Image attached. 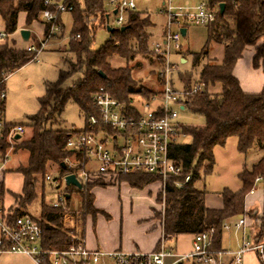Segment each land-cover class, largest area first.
I'll return each mask as SVG.
<instances>
[{
	"label": "trees",
	"instance_id": "obj_1",
	"mask_svg": "<svg viewBox=\"0 0 264 264\" xmlns=\"http://www.w3.org/2000/svg\"><path fill=\"white\" fill-rule=\"evenodd\" d=\"M45 0H0V17L5 26V32L13 34L18 30L20 12L26 13V24L39 19L40 13L46 8ZM73 5L71 11L74 16V38L70 42L68 52L74 59L65 58L67 68L60 73L58 82H49L46 94L40 98V109L31 117L33 134L24 141L18 142L19 147L26 151L27 159L24 164L16 168L24 178L21 206H28L38 196L37 185L40 179L45 180L48 169L56 165L61 177L74 172L79 167L66 168L62 166L67 158L83 161L80 153L66 148V142L71 131L54 129L48 124L53 122L56 113L61 111L68 101H73L85 113V122L94 113L92 94L100 87L106 86L109 92L120 102L130 105L131 97L139 94L145 97L154 92L143 85L134 83L131 69L114 67L111 58L118 56L132 60L135 53L148 54L163 59L162 55H155L149 49V28L153 25L147 14L126 9L128 16L120 27L109 32V39L98 49H93L97 22L106 27V16L110 14L104 7L103 0H65ZM211 4H225L221 8L216 20L209 24L208 42L217 41L225 46V57L222 63L214 60L205 62L200 71V80L205 83L202 91L191 94L186 99V107L193 113L201 115L205 124L198 127L181 125V134L191 136L190 143H175L171 149L173 157L183 169V178L190 174V181L182 187H177L174 178L166 182L164 192V213L154 216L161 220L166 241L181 234H197L214 229L212 248L222 251L224 224L245 213L246 196L254 190L257 179L264 182V153L251 169L245 168L239 175L242 186L239 190L225 189L222 192V207L212 208L206 204V191L196 185L202 174L212 170L214 163L213 149L223 145L227 138H238V149L247 153L257 147L264 150V88L259 93H248L243 90L239 80L234 75L237 61L243 56L248 46H255L256 53L253 60L255 67L262 66L264 70V0H241L233 3L230 0H211ZM54 9L53 6L50 7ZM144 15V16H142ZM125 26L124 29L121 27ZM49 25H46V32ZM80 35L79 37H76ZM0 44V80L7 77L33 60L34 53L25 48H18L14 40L6 37ZM207 56V51L195 54L193 65L197 66ZM100 71L105 74L103 77ZM80 78L71 87L62 88L63 82L73 75ZM186 88L194 83L191 75L181 76ZM219 86L216 92L213 87ZM148 97V98H149ZM4 111L5 102L0 103ZM0 148L2 154L6 147L3 140ZM124 180L130 187L144 188L158 181V177L150 173H130L119 175L115 179ZM102 179L82 183L79 189L68 185L65 207H53L45 202L41 205V215L36 218L43 228L42 246L46 249L64 250L77 243L75 233L64 228L63 219L67 208L70 210L71 191L76 190L82 202L84 218H93L100 212L94 205L95 195L92 188L101 186ZM4 186L0 182V195ZM24 211L15 209L16 214ZM109 218V215H107ZM257 238H264L263 229H259Z\"/></svg>",
	"mask_w": 264,
	"mask_h": 264
},
{
	"label": "rangeland",
	"instance_id": "obj_2",
	"mask_svg": "<svg viewBox=\"0 0 264 264\" xmlns=\"http://www.w3.org/2000/svg\"><path fill=\"white\" fill-rule=\"evenodd\" d=\"M64 3L65 0H58ZM106 11L110 14V26L120 27L116 24V18L119 14H113L115 5L109 0H103ZM169 1L177 12L178 7H194L202 0H135V11L150 16L152 26L149 28L150 39L149 49H153L154 44H162L166 39L165 32L172 34L180 33L179 44L181 49H177L175 43L172 42L169 47V61L176 65L173 71V82L176 89L182 90L185 84L181 80V76L191 75L193 83L200 80V71L205 62L214 60L222 63L225 57V46L217 41L208 42L209 27L196 24H185L181 19L168 26L169 17L166 12H162L164 5L168 6ZM122 15L127 18L128 11H123ZM144 16V15H142ZM39 16L38 21L26 24V14L22 13L19 22L18 33L15 34L16 42L19 46L27 47L28 42L38 43L40 39L47 36L44 32V24ZM58 23L60 30L52 37L45 49L39 53L37 59L30 61L20 69L11 73L5 82L7 97L5 99L4 119L12 125H23L24 133L18 142L29 139L33 134L31 117L38 113L40 109V98L46 94L47 84L49 82H58L62 70H66L67 64L65 58L74 59L73 55L68 52L70 42L74 36V16L71 11H63L59 15ZM97 30L95 39L92 44L93 49L100 48L110 37L105 26L99 25L97 22ZM186 25V35L181 34V27ZM29 29L31 31V40L26 42L21 39L20 31ZM0 30L5 31L4 23L0 17ZM58 31V30H57ZM264 40L257 43L260 46ZM255 46H248L243 56L237 61L236 69L240 78L248 82L256 79V75L249 74L250 60L253 63L256 51ZM207 51V56L201 60L197 66L193 65V57L195 54ZM181 58L186 61H182ZM114 67H125L127 64L131 69L134 83L143 85L153 92L159 91L161 88V71L164 65V59L155 58L148 54L135 53L132 60H127L115 56L111 58ZM248 64V68H247ZM261 65L256 67L260 68ZM235 69V68H234ZM235 72V70H234ZM235 75V73H234ZM236 76V75H235ZM237 77V76H236ZM80 78L79 74L67 78L62 88L71 87L72 84ZM238 79V78H237ZM241 79V80H242ZM219 86L213 87L211 91L216 92ZM148 97L143 95H133L131 97L130 106L143 111L144 107L150 103ZM157 102H151V107L155 108ZM178 121L186 127H198L205 124V119L201 115L191 112L188 108L179 111ZM85 113L73 101H68L63 109L56 113L53 122L48 125L54 129H62L71 132H78L85 128ZM17 140H6V147L3 154H0V174L4 177L5 186L11 190L19 191L23 187L21 175L15 170L24 164L27 159V153L16 144ZM180 143H190L192 138L190 135L182 134L179 136ZM214 163L212 170L207 174H202L200 181L196 185L202 187L206 191V199L209 206L222 205V192L225 189L237 191L241 188L240 173L245 169H251L262 157L264 150L257 147L243 153L238 149V138L230 136L223 145H217L213 149ZM4 154L6 159H1ZM73 161V160H71ZM94 169L96 167L94 166ZM47 173L53 178L60 177L56 165H52ZM126 182L120 178L103 182L101 186L92 188L95 195L94 205L100 208L98 213V236L107 241L122 239L124 241L140 237V227L146 224L145 215L152 212L164 213L165 209V192L158 181L138 189L126 186ZM68 185L62 182L60 191H66ZM71 191L70 210L67 208L66 216L63 219V226L75 233L76 236H83V227L85 218L82 214V202L79 193L73 188ZM37 198L30 204L28 208L21 206V199L15 197L13 208L23 211L24 207L30 214L35 217L41 215V205L43 202L52 204L58 201L59 192L53 185L46 180L39 178L37 185ZM1 204V202H0ZM245 213L228 220L229 229L224 228L222 246L226 253L222 259L229 262L232 259V252L237 251L243 242L244 235L258 233L259 229L264 231V182H256L253 193H249L245 199ZM105 212V213H104ZM107 213V214H106ZM107 215L110 216L108 224L101 221ZM87 217V216H86ZM102 217V218H101ZM112 217V218H111ZM246 219V226L237 228L235 225L239 219ZM112 219V222L110 221ZM92 216H89L86 222V236H91L93 228ZM110 224V226H109ZM245 228V229H244ZM142 231V230H141ZM244 231V232H243ZM85 238V236L83 237ZM82 238V239H83ZM166 240V238H165ZM261 240H264L262 238ZM182 247L189 249L190 242L186 238L182 242ZM244 264H258L256 253H246L244 256Z\"/></svg>",
	"mask_w": 264,
	"mask_h": 264
},
{
	"label": "built area",
	"instance_id": "obj_3",
	"mask_svg": "<svg viewBox=\"0 0 264 264\" xmlns=\"http://www.w3.org/2000/svg\"><path fill=\"white\" fill-rule=\"evenodd\" d=\"M109 1L115 5L117 14L119 13L116 18V24L119 26L125 22L122 12L136 8L135 0ZM210 1L202 0L194 7H178L177 12H174L169 1V5H164L162 12H166L169 17L168 26L174 22L178 23L180 19L186 25L208 26L216 20L220 8L219 4H211ZM230 1L239 3L241 0ZM44 3L46 8L40 13V18L49 25V29L47 36L38 43L28 42L26 49L35 54L33 60L37 59L48 41L59 32L60 13L73 10V5L60 3L58 0H45ZM51 6L54 9H51ZM165 36L164 42L154 44L152 49L155 55H162L164 59V65L159 71L161 88L148 98L150 103L143 111L120 102L106 86H100L92 94L94 113L88 116L85 128L69 134L66 148L82 154L84 158L82 162L67 158L65 163L70 167H79L72 173L81 183L99 179L108 182L119 175L137 172L156 175L163 189L169 178H174L177 187H182L190 181V174L183 178L182 166L173 157L171 149L182 135V124L178 121L179 111L187 108V97L202 91L205 83L197 81L190 88H175L172 76L176 65L169 61V47L174 42L176 48L181 49V36L180 33L172 34L170 31L165 32ZM6 37L8 34L0 31V40ZM6 97L5 79H2L0 103L5 102ZM151 102H157L155 108L151 107ZM22 133L23 125L7 123L0 107V148L3 140H13L17 134ZM0 154L2 155L1 150ZM66 175L53 178L47 173L45 176V180L59 192L58 201L51 204L53 207H65L66 191L60 189ZM246 223V219L242 218L235 226L241 228L246 226ZM224 228H230L228 222H225ZM213 232L214 229H210L194 234L191 250L184 253L168 248L164 236L159 247L151 252L89 249L80 239L68 249L53 250L42 246L43 228L36 217L29 213L15 215L14 210L0 206V254H24L31 257L36 264H244V256L249 252L256 253L258 264H264V240L258 239L257 233L244 235L241 247L232 252V259L226 262L222 259L226 251L212 248Z\"/></svg>",
	"mask_w": 264,
	"mask_h": 264
},
{
	"label": "crops",
	"instance_id": "obj_4",
	"mask_svg": "<svg viewBox=\"0 0 264 264\" xmlns=\"http://www.w3.org/2000/svg\"><path fill=\"white\" fill-rule=\"evenodd\" d=\"M22 13L26 14L25 12H20L19 13L18 30L20 28L19 22H20V17H21ZM40 22H42L44 24V26H45L44 27V32H46L45 31L46 30V24L42 20ZM4 28H5V26H4ZM18 30L15 33H13V34H9L8 35L10 40L12 39V40H14L16 42L15 34L18 33ZM0 31H3V30H0ZM20 36H21V34H20ZM21 39H22V37H21ZM30 40H31V36H30ZM4 42H5V40H0V44H2ZM16 46L18 48H25V46H19L17 44V42H16ZM254 50L256 51V48ZM181 60L182 61H186L183 58H181ZM236 66H237V64H236ZM236 66H235V69H234L235 70L234 73L237 76V78H238V80L240 82V85L243 88V90L248 92V93H259V92H261L262 89L264 88V70H263V68L262 67L256 68L253 65L252 61L250 60V63H249V74L256 75L255 76L256 79H251L248 82H245V79H242V77L240 78V76L238 74V71L236 69ZM247 68H248V64H247ZM1 159H3V161H4L6 158H5V156H3ZM18 174H20V173H18ZM21 179H22L23 184H24V178H23L22 175H21ZM260 181L261 180H259L257 182H260ZM0 182L4 186L3 194L0 195V202H1L0 206H3L5 208H8V209H11V210L15 211V209H12L13 208V204H14V200H15L16 196H21L22 195L23 187L19 191L18 190L14 191V190H11V189L7 188L5 186L4 177H2L1 174H0ZM126 186H129V185L127 184ZM206 204H207V206H209L208 203H207V199H206ZM48 205H51V204H48ZM28 206H26V207L28 208ZM209 207L220 208V207H222V205H218V206L211 205ZM98 209H100V208H98ZM26 210L27 209H25V207H24V209H23L24 213H29ZM89 216H91V215H88L85 218V223H84V227H83V236L82 237L76 236L77 239L83 240L85 245H86V247L89 248V249H105V250L123 249V250H126V251L151 252V251H154L155 249H157L159 247V244H160V242H161V240H162V238L164 236L161 220L156 218L153 215L152 212H148L145 215V218H143V221L145 220L146 224H144V225H142L140 227V237L139 238L130 239V240H127V241H124L123 238L122 239H117V240H114V241H112V240L107 241V240H105L103 238H99V236H98V225H99V228H100V224H98V219H99L98 218V216H99L98 214L95 216V218L92 217V219H93V221H92L93 222V228L91 229V236L87 237L86 236V222H87V219H88ZM36 218H38V217H36ZM109 219H110V216H109V218L106 216L105 218H102L101 221H103L104 224H108ZM110 221L112 222V219ZM109 226H110V224H109ZM84 236H85V238H83ZM186 238L190 242L189 249H187L185 247H182V242ZM243 239H244V236H243ZM166 245H167L168 248L172 249L175 252H178V253L187 252V251L191 250V248H192V245H193V234H181V235H178L175 238L166 241ZM222 249H224L223 246H222ZM0 264H36V263L33 261V259L31 257H29L27 255L19 254V253H8L7 252V253H1L0 254Z\"/></svg>",
	"mask_w": 264,
	"mask_h": 264
},
{
	"label": "water",
	"instance_id": "obj_5",
	"mask_svg": "<svg viewBox=\"0 0 264 264\" xmlns=\"http://www.w3.org/2000/svg\"><path fill=\"white\" fill-rule=\"evenodd\" d=\"M224 7H225V4L222 2L220 4L221 12H223ZM117 12H118L117 9H115L113 11V14H117ZM106 28H107V31L108 32H112L115 29L114 27L110 26V24H109V15L106 16ZM124 28H125V26L121 27V29H124ZM181 33H182V35H186V28H182L181 29ZM20 34H21V37H22V39L24 41L28 42L30 40L31 31L29 29H22L20 31ZM100 74L103 77H105V74L102 73L101 71H100ZM20 138H21V135L20 134H17L15 136V140H19ZM62 166L64 168H66L65 162L62 163ZM65 182H66L67 185H73V186H75V187H77L79 189L82 188V183L79 181V179L77 178V176L75 174H73V173L68 174V175L65 176ZM66 198H70V195L69 194H66Z\"/></svg>",
	"mask_w": 264,
	"mask_h": 264
}]
</instances>
